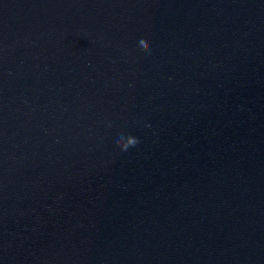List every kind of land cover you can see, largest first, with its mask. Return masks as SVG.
Segmentation results:
<instances>
[{
  "label": "water",
  "instance_id": "obj_1",
  "mask_svg": "<svg viewBox=\"0 0 264 264\" xmlns=\"http://www.w3.org/2000/svg\"><path fill=\"white\" fill-rule=\"evenodd\" d=\"M0 264H264V0H0Z\"/></svg>",
  "mask_w": 264,
  "mask_h": 264
},
{
  "label": "clouds",
  "instance_id": "obj_2",
  "mask_svg": "<svg viewBox=\"0 0 264 264\" xmlns=\"http://www.w3.org/2000/svg\"><path fill=\"white\" fill-rule=\"evenodd\" d=\"M139 46L145 51V52H150L151 51V45L149 42L145 39H141L139 41ZM139 141L137 138L129 135L127 137L121 135L119 141H118V146L126 151L129 147H134L136 144H138Z\"/></svg>",
  "mask_w": 264,
  "mask_h": 264
}]
</instances>
